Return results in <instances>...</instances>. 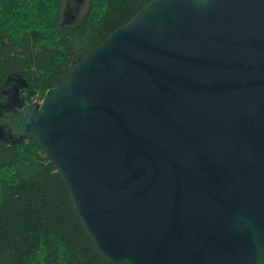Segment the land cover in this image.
<instances>
[{
    "label": "water",
    "instance_id": "95a60500",
    "mask_svg": "<svg viewBox=\"0 0 264 264\" xmlns=\"http://www.w3.org/2000/svg\"><path fill=\"white\" fill-rule=\"evenodd\" d=\"M29 88L6 78L0 139L41 149L104 260L264 264V0H152Z\"/></svg>",
    "mask_w": 264,
    "mask_h": 264
},
{
    "label": "trees",
    "instance_id": "16d2710c",
    "mask_svg": "<svg viewBox=\"0 0 264 264\" xmlns=\"http://www.w3.org/2000/svg\"><path fill=\"white\" fill-rule=\"evenodd\" d=\"M152 0H86L78 21L62 24L65 0H0V96L20 74L31 102L76 60ZM32 96V97H31ZM33 141L0 139V264H111L75 214L63 177Z\"/></svg>",
    "mask_w": 264,
    "mask_h": 264
},
{
    "label": "rangeland",
    "instance_id": "374dc122",
    "mask_svg": "<svg viewBox=\"0 0 264 264\" xmlns=\"http://www.w3.org/2000/svg\"><path fill=\"white\" fill-rule=\"evenodd\" d=\"M81 12H82V9H81ZM25 90H22L21 91V94L24 92ZM22 97V96H21ZM32 97V96H31ZM34 98H36L37 100H41V99H39V96H38V94L36 93L35 95H33V97H32V99H34Z\"/></svg>",
    "mask_w": 264,
    "mask_h": 264
},
{
    "label": "flooded vegetation",
    "instance_id": "af4514ba",
    "mask_svg": "<svg viewBox=\"0 0 264 264\" xmlns=\"http://www.w3.org/2000/svg\"><path fill=\"white\" fill-rule=\"evenodd\" d=\"M7 96L8 95L0 96V102H5Z\"/></svg>",
    "mask_w": 264,
    "mask_h": 264
},
{
    "label": "built area",
    "instance_id": "2783aa9c",
    "mask_svg": "<svg viewBox=\"0 0 264 264\" xmlns=\"http://www.w3.org/2000/svg\"><path fill=\"white\" fill-rule=\"evenodd\" d=\"M34 101H40V100H37L36 98L32 99L31 102H34Z\"/></svg>",
    "mask_w": 264,
    "mask_h": 264
},
{
    "label": "clouds",
    "instance_id": "9594fccd",
    "mask_svg": "<svg viewBox=\"0 0 264 264\" xmlns=\"http://www.w3.org/2000/svg\"><path fill=\"white\" fill-rule=\"evenodd\" d=\"M29 103V102H28Z\"/></svg>",
    "mask_w": 264,
    "mask_h": 264
}]
</instances>
